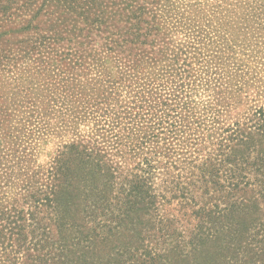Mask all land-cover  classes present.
Segmentation results:
<instances>
[{
  "label": "rangeland",
  "instance_id": "rangeland-1",
  "mask_svg": "<svg viewBox=\"0 0 264 264\" xmlns=\"http://www.w3.org/2000/svg\"><path fill=\"white\" fill-rule=\"evenodd\" d=\"M44 1L0 0V53L9 58L0 64V212L8 204L28 211L22 173L33 171L40 180L38 175L64 146L77 141L98 145L107 158L128 167L150 156L157 183L169 174L188 183L203 160L219 152L220 141L227 142L234 123H243L246 132L252 113L264 106V0L154 2L159 8L170 5L168 15L184 24L168 33L173 43H166L169 58L152 53L148 43L153 34L141 45L126 32L128 23L116 25L114 40L127 41L122 52L113 47L134 60L130 75L123 74L112 55L103 53L102 68L87 58L91 48L103 46L96 33L87 35L88 25L83 45L73 49L82 57L80 65L74 63L76 56L67 54L71 33L64 27H71L72 18L76 31L84 27L76 15L50 4L28 26L29 10ZM60 19L65 24L50 31ZM36 40L47 49L38 52ZM159 96L168 97L165 105L155 103ZM150 106L168 111L156 129L152 123L160 117ZM106 109L115 118L111 130L93 116L94 110ZM117 133L130 135L131 148L135 143L137 148L130 153L113 147ZM127 151L129 161L122 156ZM0 264H13L4 256L1 240Z\"/></svg>",
  "mask_w": 264,
  "mask_h": 264
},
{
  "label": "trees",
  "instance_id": "trees-1",
  "mask_svg": "<svg viewBox=\"0 0 264 264\" xmlns=\"http://www.w3.org/2000/svg\"><path fill=\"white\" fill-rule=\"evenodd\" d=\"M159 1L45 0L29 10L28 26L50 4L76 15L84 27L76 31L75 18L68 23L70 28L64 27L71 33L67 54L76 56L74 63L80 65L82 57L73 49L83 45L88 25L87 35L96 33L103 46L91 48L87 58L102 68L103 53L112 55L123 74L130 75L134 60L121 56L127 39L122 44L114 40L115 26L128 23L126 32L141 45L153 34L148 43L152 53L169 58L168 44H173L169 34L184 23L168 15L170 5L159 8L154 3ZM60 21L50 31L65 24ZM159 34L168 35L164 40ZM35 42L38 52L47 49L42 40ZM101 47L105 50L99 51ZM4 59L0 53V64ZM167 98L159 96L154 101L165 105ZM154 107L148 109L160 122L152 127L168 115L166 108ZM93 112L96 121L102 119L110 130L115 128L109 109ZM248 123L245 132L243 123L235 122L227 142L220 141L219 152L204 159L188 183L179 174H169L157 183L158 171L150 156L128 167L107 158L96 144H67L45 173L38 175L40 180L33 171L22 173L28 211L13 204L2 206L4 256L13 264H264V106L255 109ZM129 136L113 134V147L132 153L137 145L131 148ZM129 151L122 153L128 161Z\"/></svg>",
  "mask_w": 264,
  "mask_h": 264
}]
</instances>
